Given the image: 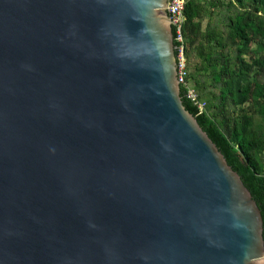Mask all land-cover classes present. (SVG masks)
I'll return each instance as SVG.
<instances>
[{
    "label": "water",
    "instance_id": "95a60500",
    "mask_svg": "<svg viewBox=\"0 0 264 264\" xmlns=\"http://www.w3.org/2000/svg\"><path fill=\"white\" fill-rule=\"evenodd\" d=\"M168 3L0 0V264H264Z\"/></svg>",
    "mask_w": 264,
    "mask_h": 264
},
{
    "label": "trees",
    "instance_id": "16d2710c",
    "mask_svg": "<svg viewBox=\"0 0 264 264\" xmlns=\"http://www.w3.org/2000/svg\"><path fill=\"white\" fill-rule=\"evenodd\" d=\"M185 1L183 102L241 175L264 222V0ZM190 89L205 102L202 113Z\"/></svg>",
    "mask_w": 264,
    "mask_h": 264
},
{
    "label": "built area",
    "instance_id": "2783aa9c",
    "mask_svg": "<svg viewBox=\"0 0 264 264\" xmlns=\"http://www.w3.org/2000/svg\"><path fill=\"white\" fill-rule=\"evenodd\" d=\"M185 0H169L168 3V13L175 24L176 27V37L175 39L180 42L178 47V70H179V80L182 83L186 82L187 70H186V56L184 53V35H183V23L186 19L184 14ZM189 97L199 108V113H202L205 108V102L201 101L195 90L190 89L188 92Z\"/></svg>",
    "mask_w": 264,
    "mask_h": 264
}]
</instances>
